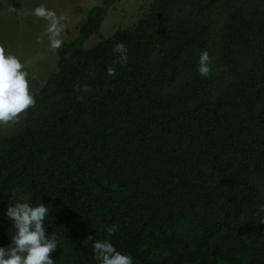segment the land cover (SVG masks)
Returning <instances> with one entry per match:
<instances>
[{"label":"trees","instance_id":"16d2710c","mask_svg":"<svg viewBox=\"0 0 264 264\" xmlns=\"http://www.w3.org/2000/svg\"><path fill=\"white\" fill-rule=\"evenodd\" d=\"M102 11L56 50L26 130L0 138V247L22 194L49 208L56 264H100L104 240L133 264H264V0H149L84 49Z\"/></svg>","mask_w":264,"mask_h":264},{"label":"clouds","instance_id":"9594fccd","mask_svg":"<svg viewBox=\"0 0 264 264\" xmlns=\"http://www.w3.org/2000/svg\"><path fill=\"white\" fill-rule=\"evenodd\" d=\"M33 15L47 21V27L37 36V41L47 37L51 50L61 48L68 17L64 14L58 15L45 4L35 7ZM113 52L118 54V60H114L113 64L127 63V47L124 43L115 44ZM211 62L209 53L203 51L198 67L201 76L207 78L211 74ZM107 74L114 76L115 68L109 66ZM78 91L90 92L91 89L88 85H83ZM77 99L82 101L83 97ZM35 105L36 100L31 91L25 64L0 41V125H18L21 116ZM48 214L49 208L46 204L32 206L22 194L17 196L14 204H9L5 215L11 221L14 234L10 237L11 242L7 247H0V264H56L51 254L57 249V236L54 232L48 235L44 226ZM117 227L113 224L106 229L109 237L115 234ZM91 240L92 236H88L86 241ZM93 251L94 258L100 261V264H133L131 256L117 251L108 240L96 241Z\"/></svg>","mask_w":264,"mask_h":264},{"label":"rangeland","instance_id":"374dc122","mask_svg":"<svg viewBox=\"0 0 264 264\" xmlns=\"http://www.w3.org/2000/svg\"><path fill=\"white\" fill-rule=\"evenodd\" d=\"M40 4L68 17L64 41H70L78 34V28L92 6H103L100 24L83 42L84 49L106 39L118 28L135 27L149 9V0H115L106 4L102 0H0V41L25 64L32 93L44 84L57 62L56 50H51L47 37L37 41V36L47 27V21L33 15V10ZM25 130L22 115L18 125H0V138L15 136Z\"/></svg>","mask_w":264,"mask_h":264}]
</instances>
